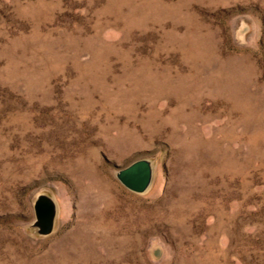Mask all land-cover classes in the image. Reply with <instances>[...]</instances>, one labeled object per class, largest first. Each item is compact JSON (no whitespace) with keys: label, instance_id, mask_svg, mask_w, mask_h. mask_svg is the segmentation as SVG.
Instances as JSON below:
<instances>
[{"label":"rangeland","instance_id":"obj_1","mask_svg":"<svg viewBox=\"0 0 264 264\" xmlns=\"http://www.w3.org/2000/svg\"><path fill=\"white\" fill-rule=\"evenodd\" d=\"M0 264H264V0H0Z\"/></svg>","mask_w":264,"mask_h":264},{"label":"water","instance_id":"obj_2","mask_svg":"<svg viewBox=\"0 0 264 264\" xmlns=\"http://www.w3.org/2000/svg\"><path fill=\"white\" fill-rule=\"evenodd\" d=\"M152 170L146 161H138L122 170L119 174L120 182L130 191L144 192L150 185ZM36 215L45 232H50L53 226L54 206L47 199H41L36 204Z\"/></svg>","mask_w":264,"mask_h":264}]
</instances>
